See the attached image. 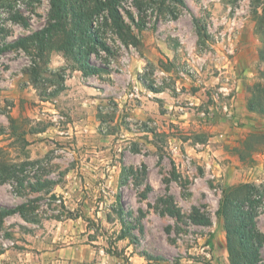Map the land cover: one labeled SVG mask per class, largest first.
<instances>
[{
  "label": "rangeland",
  "instance_id": "rangeland-1",
  "mask_svg": "<svg viewBox=\"0 0 264 264\" xmlns=\"http://www.w3.org/2000/svg\"><path fill=\"white\" fill-rule=\"evenodd\" d=\"M76 2L46 35L51 0H0V264H230L220 202L264 196V0H122L81 62Z\"/></svg>",
  "mask_w": 264,
  "mask_h": 264
},
{
  "label": "trees",
  "instance_id": "trees-1",
  "mask_svg": "<svg viewBox=\"0 0 264 264\" xmlns=\"http://www.w3.org/2000/svg\"><path fill=\"white\" fill-rule=\"evenodd\" d=\"M80 1V5L76 2L78 10L73 12V28L70 30L68 39L64 44L72 53L76 51V46H80L77 55L79 62L83 60L87 44H94L108 50L99 35L94 34L92 31L95 22L94 16L99 10L109 9L113 23L118 28L123 24L122 16L119 13L122 0H105V2L96 0L92 9L87 7V0ZM69 5V0H51V22L44 31L46 35L64 28V21L70 17ZM72 7L73 9L76 8L75 6ZM52 21L54 22L52 23ZM79 35L81 38L78 37ZM79 67L85 73L100 72V70L85 62ZM258 194L259 200L256 199ZM263 198V193L256 186H247L246 196L243 199L236 198L232 192H225L216 215L223 222L230 264H260L262 261L261 249L264 246V234L258 230V218L264 212H261L258 207ZM14 213H16V210H6L3 215L9 216ZM198 221L204 225H210L211 223L209 219L203 216H199Z\"/></svg>",
  "mask_w": 264,
  "mask_h": 264
}]
</instances>
